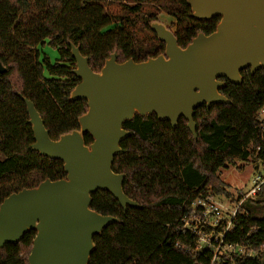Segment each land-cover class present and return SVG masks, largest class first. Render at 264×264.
<instances>
[{"label":"trees","instance_id":"16d2710c","mask_svg":"<svg viewBox=\"0 0 264 264\" xmlns=\"http://www.w3.org/2000/svg\"><path fill=\"white\" fill-rule=\"evenodd\" d=\"M171 17L169 28L181 47L199 33L211 34L220 21L191 17L187 0H0V205L23 188L49 178L66 177L63 162L32 150L34 134L24 100L40 112L52 139L79 128L85 100H70L80 82L71 44L89 57L99 71L117 52V61H144L163 53L165 44L150 29L160 14ZM58 54L53 61L44 51ZM243 82H227L221 89L230 103L195 110V139L185 118L177 128L156 115L138 114L124 122L133 134L122 141L124 152L115 157L113 170L125 173L124 193L140 207L124 209L108 191L91 196V208L119 218L94 238L89 264H208L210 253L197 252V238L184 221L198 198L231 196L218 171L241 160L264 161L257 112L264 103V69L241 71ZM87 144L93 139L85 135ZM264 205V185L256 200L243 203L235 235L264 244V217L250 205ZM258 226L257 230L250 229ZM242 230V231H241ZM248 233V234H247ZM247 234V235H246ZM36 230L18 243L0 247V264H28ZM226 264H264V248L256 259L235 258Z\"/></svg>","mask_w":264,"mask_h":264},{"label":"water","instance_id":"95a60500","mask_svg":"<svg viewBox=\"0 0 264 264\" xmlns=\"http://www.w3.org/2000/svg\"><path fill=\"white\" fill-rule=\"evenodd\" d=\"M191 17L210 21L219 17L209 35L199 33L186 46L168 26L156 20L150 29L165 43V52L144 61H117V52L99 71L89 57L71 44L80 82L70 100H85L79 128L52 139L35 104L25 102L32 126L33 151L63 162L66 177L49 178L37 186L23 188L0 205V247L18 243L36 230L28 264H89L95 250L94 238L119 218L91 208V196L108 191L122 206L140 207L123 190L125 173L113 170L121 143L133 134L123 124L136 114L156 115L175 129L183 117L198 139L195 110L217 103H230L221 89L227 82H243L241 71L254 74L264 69V0H187ZM6 68L0 62V73ZM93 141L86 143L85 135Z\"/></svg>","mask_w":264,"mask_h":264},{"label":"built area","instance_id":"2783aa9c","mask_svg":"<svg viewBox=\"0 0 264 264\" xmlns=\"http://www.w3.org/2000/svg\"><path fill=\"white\" fill-rule=\"evenodd\" d=\"M257 117L258 131L262 142L257 150L261 151L264 149V103L259 108ZM255 170L250 189L239 190L237 198L229 201L230 203L214 201L213 197L217 195L198 198L193 202L189 217L184 221V228L195 234L198 242L197 252L205 249L210 253L208 264H226L233 262L238 257L256 259L259 256V251L264 248V244L257 249L255 243L243 242L241 234H238L236 240L227 239L229 235L236 234L238 214L243 203L248 200H256L264 185L263 160H258ZM258 228V226H254L250 231Z\"/></svg>","mask_w":264,"mask_h":264},{"label":"rangeland","instance_id":"374dc122","mask_svg":"<svg viewBox=\"0 0 264 264\" xmlns=\"http://www.w3.org/2000/svg\"><path fill=\"white\" fill-rule=\"evenodd\" d=\"M160 21L164 22L166 25L171 23V18L167 17L164 13L160 15ZM174 29V28H173ZM51 59L55 61L58 59V54L51 49L45 48ZM258 165V161L254 162L250 160L236 161L235 163L227 164L225 167L219 169L218 174L221 180L226 184L228 190L231 192L230 197H225L217 195L214 201L223 202L227 204L234 198H237L239 190L247 191L252 186V180L255 173V167ZM230 203V202H229ZM250 208L256 211L258 217H264V205L256 206L251 204Z\"/></svg>","mask_w":264,"mask_h":264},{"label":"flooded vegetation","instance_id":"af4514ba","mask_svg":"<svg viewBox=\"0 0 264 264\" xmlns=\"http://www.w3.org/2000/svg\"><path fill=\"white\" fill-rule=\"evenodd\" d=\"M161 15V14H160ZM167 17H169V16H167ZM169 18H171V17H169ZM158 20H160V16H159V19ZM173 22V19L171 18V23ZM171 23L169 24V25H167L168 26V28H169V26H171ZM174 28V29H173ZM170 29V28H169ZM171 30L173 31V33L175 32V27H172L171 28ZM154 33V32H153ZM175 34V33H174ZM159 40V39H158ZM161 42V41H160ZM163 43V42H162ZM165 44V43H164ZM165 52V49H164V51H163V53ZM160 54H162V53H160Z\"/></svg>","mask_w":264,"mask_h":264}]
</instances>
